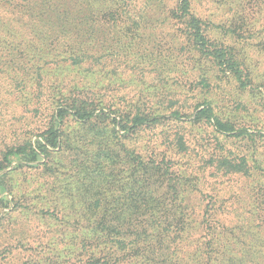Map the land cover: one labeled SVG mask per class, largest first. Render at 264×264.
Returning <instances> with one entry per match:
<instances>
[{
	"label": "trees",
	"instance_id": "trees-1",
	"mask_svg": "<svg viewBox=\"0 0 264 264\" xmlns=\"http://www.w3.org/2000/svg\"><path fill=\"white\" fill-rule=\"evenodd\" d=\"M123 5V0H0V75L11 80L24 112L22 124L0 120V174L16 162L0 175V195L10 191V177L25 168L51 177L89 175L81 184H73L70 176L72 186L62 196L79 202L78 207L70 202L63 208L54 199L45 205L43 218L55 221L62 238L51 243L53 254H37L24 264H261L264 256L253 261L239 241L228 243L231 253L225 252L223 225H217L215 209H206L199 223L189 220L196 211L181 205L185 178L173 171L170 161L127 148L125 140L161 124L162 117L138 110L127 119L121 115L119 122L110 121L107 107L84 97V88L71 79L48 80V67L68 62L79 67L98 54L115 52L109 37L124 19ZM173 16L201 56L220 72L234 75L242 87L248 85L236 54L210 40L207 25L192 14L189 0H179ZM69 119L102 129L100 137L86 138L85 147L77 140L62 145V129ZM169 119L208 125L236 140L248 136L217 117L211 107L192 116L176 110ZM109 123L114 129L108 133ZM179 142L185 148L182 138ZM233 162L227 170H244V158ZM114 165L122 166L121 175L111 181ZM56 184H48L46 198L57 194ZM203 227L205 235L198 237L199 251L194 252L193 231ZM216 231L218 237H213Z\"/></svg>",
	"mask_w": 264,
	"mask_h": 264
},
{
	"label": "rangeland",
	"instance_id": "rangeland-1",
	"mask_svg": "<svg viewBox=\"0 0 264 264\" xmlns=\"http://www.w3.org/2000/svg\"><path fill=\"white\" fill-rule=\"evenodd\" d=\"M178 1L123 0L124 19L109 37L115 52L98 54L79 67H70V62L48 67L47 77L51 83L71 79L84 88V97L107 107L110 121L119 122L121 115L127 119L138 110L162 117L161 124L125 140V145L143 156L170 161L173 171L185 178L181 205L196 211L189 220L199 223L206 209H215L217 225H223L225 252L231 253L228 243L239 241L254 261L264 256V0H189L192 14L207 25L210 40L236 54L246 87L196 51L173 18ZM206 107L225 123L244 129L246 139L227 138L208 125L169 119L176 110L192 116ZM23 115L11 80L0 75V120H18L19 125ZM113 127L109 123L107 132ZM62 131V145L77 140L78 146L85 147L83 141L100 137L102 129L79 126L69 119ZM84 156H78L77 162ZM243 158L242 172L227 170L228 162L240 163ZM112 167L110 180L116 181L122 166ZM50 175L25 168L10 177V191L0 195V264H24L37 254H53L51 243L62 238L55 221L43 218V208L53 199L68 208L71 201L62 197L72 186L68 179L73 176L72 183L81 184L89 175L77 173L76 179ZM52 183H57V194L46 198ZM71 203L79 206V202ZM204 235V227L193 231L194 252L199 251L198 237Z\"/></svg>",
	"mask_w": 264,
	"mask_h": 264
}]
</instances>
